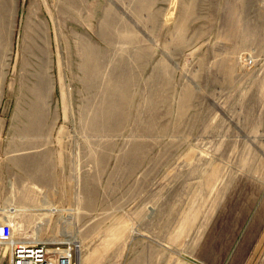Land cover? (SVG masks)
Wrapping results in <instances>:
<instances>
[{
  "label": "rangeland",
  "instance_id": "rangeland-1",
  "mask_svg": "<svg viewBox=\"0 0 264 264\" xmlns=\"http://www.w3.org/2000/svg\"><path fill=\"white\" fill-rule=\"evenodd\" d=\"M2 221L73 264L262 263L264 0H0Z\"/></svg>",
  "mask_w": 264,
  "mask_h": 264
},
{
  "label": "built area",
  "instance_id": "built-area-1",
  "mask_svg": "<svg viewBox=\"0 0 264 264\" xmlns=\"http://www.w3.org/2000/svg\"><path fill=\"white\" fill-rule=\"evenodd\" d=\"M11 235V225L0 222V243L9 240ZM9 264H73V258L70 247H48L42 242H17L11 246ZM260 264H264V261Z\"/></svg>",
  "mask_w": 264,
  "mask_h": 264
},
{
  "label": "bare ground",
  "instance_id": "bare-ground-1",
  "mask_svg": "<svg viewBox=\"0 0 264 264\" xmlns=\"http://www.w3.org/2000/svg\"><path fill=\"white\" fill-rule=\"evenodd\" d=\"M89 62V61H88ZM87 63V62H86ZM85 64V63H84ZM76 240V239H75ZM37 241V240H36ZM34 240H27V239H23V240H13V239H9L8 241H6V244H9V254H10V249H11V246L14 244V243H17V242H22V243H26V242H36ZM38 242H41V241H38ZM74 243V242H73ZM76 244V243H75ZM78 264V263H76Z\"/></svg>",
  "mask_w": 264,
  "mask_h": 264
}]
</instances>
